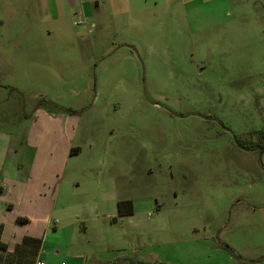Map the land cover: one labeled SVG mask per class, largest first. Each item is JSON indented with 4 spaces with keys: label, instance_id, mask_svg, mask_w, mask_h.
<instances>
[{
    "label": "rangeland",
    "instance_id": "1",
    "mask_svg": "<svg viewBox=\"0 0 264 264\" xmlns=\"http://www.w3.org/2000/svg\"><path fill=\"white\" fill-rule=\"evenodd\" d=\"M31 15L30 45L7 47L28 39L12 23L0 57L37 60L23 106L47 98L78 111L72 179L113 184L149 219L160 205L179 227L197 225L198 246L213 238L241 264H264V0H113L97 27L54 26L41 0ZM97 195L86 200L97 214L116 210Z\"/></svg>",
    "mask_w": 264,
    "mask_h": 264
},
{
    "label": "crops",
    "instance_id": "2",
    "mask_svg": "<svg viewBox=\"0 0 264 264\" xmlns=\"http://www.w3.org/2000/svg\"><path fill=\"white\" fill-rule=\"evenodd\" d=\"M35 2L12 0L6 9L3 0V38L12 23L20 32L24 23L28 31V39L9 42L7 47L14 44L21 48L32 42L35 24L31 8ZM41 2L45 20H51L54 26L74 18V25L81 20V25L97 27L96 17L106 5L113 6V0ZM27 5L29 15L21 18ZM6 43L3 39L0 48ZM36 70L35 57H0V264H241L213 238L202 239L198 246L197 225L183 222L179 227V218L162 216L160 205L153 209L158 214L149 219V209L132 200H119L113 184L107 193L101 181L83 188L79 177L72 179L80 171L69 166L83 149L76 144L80 122L70 114L78 111L68 112L47 98L32 109L23 106L21 99L38 79ZM43 78L49 79L47 75ZM8 88L15 98L11 95L6 99ZM12 111L19 113L16 120L8 114ZM97 193L103 196L104 207L115 202L116 210L97 214L88 206L86 200L99 199ZM121 202L124 211L131 208L132 214L119 213ZM182 226L189 232L188 237H173ZM163 234L169 235L167 239H161Z\"/></svg>",
    "mask_w": 264,
    "mask_h": 264
},
{
    "label": "trees",
    "instance_id": "3",
    "mask_svg": "<svg viewBox=\"0 0 264 264\" xmlns=\"http://www.w3.org/2000/svg\"><path fill=\"white\" fill-rule=\"evenodd\" d=\"M240 143V142H239ZM251 145V144H250ZM241 146L242 147H245L247 150H251L249 147H247V144H244V143H241ZM123 205H124V203H119V213L121 214V215H125V214H132V209L130 208V210H128V211H124V208H123ZM25 242H28V240L27 241H25ZM37 243V246L39 247L40 246V242H36ZM37 247V248H38ZM226 248H228V250L230 251V252H232L230 249H229V247H226ZM232 254H233V252H232ZM234 255V254H233Z\"/></svg>",
    "mask_w": 264,
    "mask_h": 264
},
{
    "label": "built area",
    "instance_id": "4",
    "mask_svg": "<svg viewBox=\"0 0 264 264\" xmlns=\"http://www.w3.org/2000/svg\"><path fill=\"white\" fill-rule=\"evenodd\" d=\"M81 24H82V21H81V20H79V21H77V22L75 23L76 26H80ZM38 264H46V263L40 261V262H38Z\"/></svg>",
    "mask_w": 264,
    "mask_h": 264
}]
</instances>
